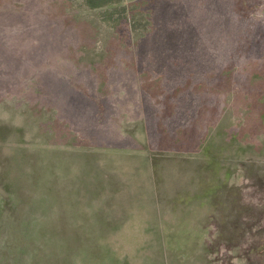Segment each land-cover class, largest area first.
<instances>
[{
	"label": "rangeland",
	"instance_id": "1",
	"mask_svg": "<svg viewBox=\"0 0 264 264\" xmlns=\"http://www.w3.org/2000/svg\"><path fill=\"white\" fill-rule=\"evenodd\" d=\"M264 0H0V264H264Z\"/></svg>",
	"mask_w": 264,
	"mask_h": 264
},
{
	"label": "trees",
	"instance_id": "2",
	"mask_svg": "<svg viewBox=\"0 0 264 264\" xmlns=\"http://www.w3.org/2000/svg\"><path fill=\"white\" fill-rule=\"evenodd\" d=\"M90 8L99 7L105 4L108 0H84ZM264 230V229H263Z\"/></svg>",
	"mask_w": 264,
	"mask_h": 264
}]
</instances>
